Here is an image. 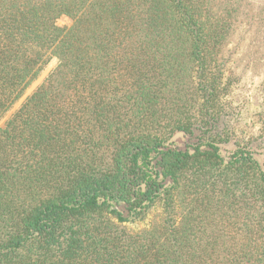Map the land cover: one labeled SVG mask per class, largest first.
Here are the masks:
<instances>
[{"label":"trees","instance_id":"1","mask_svg":"<svg viewBox=\"0 0 264 264\" xmlns=\"http://www.w3.org/2000/svg\"><path fill=\"white\" fill-rule=\"evenodd\" d=\"M252 44L264 0H0V122L57 61L0 128V264H264Z\"/></svg>","mask_w":264,"mask_h":264},{"label":"rangeland","instance_id":"2","mask_svg":"<svg viewBox=\"0 0 264 264\" xmlns=\"http://www.w3.org/2000/svg\"><path fill=\"white\" fill-rule=\"evenodd\" d=\"M60 26L68 25L67 20H61L59 22ZM247 26H242L240 28H246ZM254 43V40H253ZM255 44L250 45L246 50L247 52L239 58L240 63L238 73L241 74L243 78L242 87L235 90V103L241 104L246 103V108L248 114L247 118L250 119V125L252 126L253 123L257 122L256 113L259 109V100L262 97V92L264 91V59L262 57V49L261 47H254ZM250 55L249 60L247 57ZM57 61L53 60L48 68L44 71L42 76L38 79L36 83L30 88L26 96L15 106V108L0 122V128L4 127L6 120L19 108L22 102L28 97L48 76V74L54 69L56 66ZM249 64V68L246 73H242L244 66ZM236 85V84H235ZM234 85V86H235ZM237 86V85H236ZM235 86V87H236ZM243 107V106H242ZM158 210H155L148 218V220L144 223H137L133 225H127V228L130 231H140L142 229L148 228L152 221L154 220L155 216L157 215Z\"/></svg>","mask_w":264,"mask_h":264}]
</instances>
